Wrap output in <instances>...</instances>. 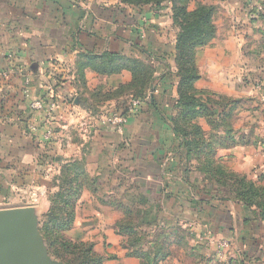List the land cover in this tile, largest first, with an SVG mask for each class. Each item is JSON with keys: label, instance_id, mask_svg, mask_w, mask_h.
Wrapping results in <instances>:
<instances>
[{"label": "crops", "instance_id": "0c3cea01", "mask_svg": "<svg viewBox=\"0 0 264 264\" xmlns=\"http://www.w3.org/2000/svg\"><path fill=\"white\" fill-rule=\"evenodd\" d=\"M195 4L215 9L217 30L212 44L197 50L196 89L230 100L218 108L220 118L229 107L255 105L258 95L264 100L254 88L257 76L248 75L264 63V0H192ZM177 32L170 4L0 0V210L29 208L39 225L58 191L53 179L64 165L75 164L84 178L65 235L92 244L103 264H143L134 250L159 254L155 264H264V223L241 203L212 199L185 165L171 121L177 114ZM108 54L120 58L116 73L107 71ZM141 67L151 70L143 88L137 86ZM54 79L60 83L52 117L33 112L30 103L48 98ZM151 82L152 102L129 116L124 130L104 126L82 135L78 105L118 110L130 93H145ZM72 97L78 107L67 106ZM251 133L222 131L212 143L216 158L231 171L263 181L264 139L257 143ZM50 168L53 179L47 177ZM42 192L33 204L31 194ZM124 222L141 240L135 249L119 228ZM220 238L234 248L216 262L211 244Z\"/></svg>", "mask_w": 264, "mask_h": 264}, {"label": "trees", "instance_id": "16d2710c", "mask_svg": "<svg viewBox=\"0 0 264 264\" xmlns=\"http://www.w3.org/2000/svg\"><path fill=\"white\" fill-rule=\"evenodd\" d=\"M121 4L142 8L145 6L159 8L163 4L171 6V20L173 26L177 28L176 46H175V64L176 74L179 78L177 85L176 107L177 114L172 118V130L177 138H181L180 147L185 151V165L192 171L204 174V181L211 183L210 194L212 199L220 201H236L244 207L252 210L253 215L264 223V186L247 179L245 176L233 173L221 166L220 158L215 157V149L205 144V134L196 126L180 127L178 122L185 120L188 122L195 121L202 117H219L222 112H218V108L222 104L229 103V99L217 97L214 100L202 91H198L195 87L200 76L196 66L195 56L197 50L207 47L215 38L216 27L214 25L215 9L211 6L195 4L192 6V0H117ZM104 58L108 65L107 71L111 73L118 72L115 64L120 58L116 55H105ZM98 70V69H97ZM106 71V70H104ZM149 67H141L139 70L138 85H145L150 74ZM153 83L146 86L148 89L145 93L135 90L128 97H136L145 99L149 92L153 89ZM133 87H136L133 86ZM132 88V87H131ZM205 95V98L203 97ZM126 98V99H127ZM153 96L148 101L152 102ZM81 109L90 112L93 115L100 113L99 108L93 106L78 105ZM234 108V107H233ZM232 109V108H231ZM233 111L224 112L223 118L218 122L226 120L227 115ZM214 121L213 119H211ZM216 122V121H214ZM226 133V132H225ZM226 135H228L226 133ZM230 135V133H229ZM214 146V145H213ZM215 147V146H214ZM204 148H208L205 151ZM197 162V166L193 168L192 161ZM191 163V164H190ZM191 165V166H189ZM84 178L82 169L75 165H64L61 173L57 178L53 179V185L58 189L50 197V209L48 214L42 220L39 228L40 234L45 241L49 254H57V257L65 264H101L103 258L93 251V245L81 241H72L66 235V231L73 226L74 219V202L80 193V180ZM214 184V185H213ZM209 194V192H208ZM47 222L51 226L47 225ZM40 224V223H39ZM123 234L128 236L127 246L130 248L140 245V238L134 232V226L131 223L124 222L119 224ZM55 234H51L54 230ZM47 231L49 234H47ZM50 235V237H49ZM57 243L62 244L64 252L62 255L54 248ZM136 255L142 258L143 264H155L159 254H138V250H134ZM58 254L60 256H58ZM245 259H249L246 256ZM81 262V263H79ZM233 264V263H227ZM236 264V263H235ZM243 264V261L240 262Z\"/></svg>", "mask_w": 264, "mask_h": 264}, {"label": "rangeland", "instance_id": "374dc122", "mask_svg": "<svg viewBox=\"0 0 264 264\" xmlns=\"http://www.w3.org/2000/svg\"><path fill=\"white\" fill-rule=\"evenodd\" d=\"M222 33H224V32H222ZM216 37H217V30H216L215 38L211 41V43L207 47H209L212 44V42L216 39ZM250 61H251V59H250ZM251 65H252V63H247L246 66L252 70L254 67H252ZM258 69H259V71H256V72L251 71L250 73H248V75L251 78V80H253V78H255L257 76L256 80H259V82L264 87V63H263V65L258 67ZM258 97L260 99L259 100L257 99L255 101V105H254V102L251 104L250 103L242 104L239 111H236L237 108L235 109V111L233 110L235 113L233 111H231L227 115V117H226L227 119L222 121V122H218V120H216L214 117H211V119H213L216 122H214L212 120H208L206 117H204V118L200 117L193 122H191L190 120H188V122H186L185 120H182V121L178 122V124L182 128H183V126L187 127L188 125H190V126L193 125V126H196L198 129H200V131L205 134V137H204L205 144H211L210 146H212L215 149V157L217 155V151H216V148L213 146L214 144L212 142H214L216 140L215 137H217V134H220V132H222V131L226 132L229 135V133L230 134L234 133L236 129L239 132H240V130L246 129L249 132H252L251 134L256 136V138H257L256 142L259 143L262 139H264V100L261 98V96L258 95ZM212 98L214 100H218L217 96H214ZM240 103H241V100H240ZM228 105L230 106L232 104H228ZM229 108L230 109H228L226 112H228L229 110H232L231 108H233V107H229ZM234 114H236L235 117H234ZM204 149H205V151H208V148H204ZM220 163H221V166L224 167V169L231 171L224 162H220ZM192 166H193V168L197 166V162L195 160L192 161ZM231 172H233V171H231ZM194 173L199 177V179L204 184H206V186L209 189H210V187H212L211 183L204 181V178H205L204 174H202V173L200 174L197 171H195ZM254 182H257L258 184L264 186V180L263 181L259 180V181H254ZM47 225L51 226V224H49L48 222H47ZM41 226H43L42 221L40 222L38 227L40 228ZM56 232H57V230L55 229L51 234H55ZM47 234H49L48 231H47ZM49 237H50V235H49ZM43 242H44L45 248L47 249V246H46L44 240H43ZM213 244H215V243L212 241L211 245H213ZM196 246H198L200 248L202 247L201 244H198ZM54 248L61 255L64 252L61 243H57ZM233 248H234V244L232 242V245L229 246V249L232 250ZM48 255L50 256L53 263L65 264L63 261H61L57 257V254L54 253L53 255H51L48 252ZM58 256H60V255L58 254ZM103 261H104V259H103ZM103 261L101 262V264H103ZM219 261H222V259H219L218 261L216 260V262H219ZM79 263H81V262H79Z\"/></svg>", "mask_w": 264, "mask_h": 264}, {"label": "built area", "instance_id": "2783aa9c", "mask_svg": "<svg viewBox=\"0 0 264 264\" xmlns=\"http://www.w3.org/2000/svg\"><path fill=\"white\" fill-rule=\"evenodd\" d=\"M60 81L57 79H54L49 85H48V93L50 94L48 98H41L39 100L33 101L30 103V109L33 112H46L47 116L53 115V112L57 108L58 101L55 99L53 93L56 91V89L59 87ZM254 88L261 92L262 96L264 97V87L263 85L256 80L254 83ZM155 89L153 88L151 92L148 93L147 97L145 99L136 98V97H128L124 104L121 105L120 109L118 110H105L100 111L98 115H93L90 112L81 109L79 111V120L77 122V126H79V129L82 130V135L84 137H88L90 133H92L93 130H96L97 128L104 127V126H113L115 130L122 131L124 130V126L127 122V119L129 116L138 114L143 105L147 102V100L154 94ZM67 106L69 107H75L74 98H70L66 102ZM78 107V106H77ZM50 117V118H51ZM50 134V132H49ZM264 153V152H263ZM50 173H48L47 177L50 179L54 178L53 175V169L50 168ZM42 195H45L44 192L39 194H31V202L33 204L39 202V199ZM232 244V242L228 239H222L216 241L215 243V254L211 256L210 258L212 260H219L221 257H225L229 252V246Z\"/></svg>", "mask_w": 264, "mask_h": 264}, {"label": "water", "instance_id": "95a60500", "mask_svg": "<svg viewBox=\"0 0 264 264\" xmlns=\"http://www.w3.org/2000/svg\"><path fill=\"white\" fill-rule=\"evenodd\" d=\"M38 226L29 208L0 210V264H55Z\"/></svg>", "mask_w": 264, "mask_h": 264}]
</instances>
